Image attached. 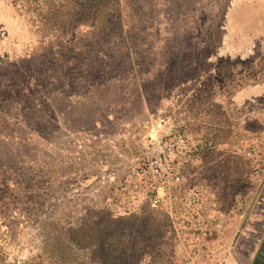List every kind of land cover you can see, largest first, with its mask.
I'll return each mask as SVG.
<instances>
[{"label": "rangeland", "instance_id": "obj_1", "mask_svg": "<svg viewBox=\"0 0 264 264\" xmlns=\"http://www.w3.org/2000/svg\"><path fill=\"white\" fill-rule=\"evenodd\" d=\"M32 1L0 0V264H235L264 176V0H116L92 56L99 28ZM177 137L193 161L149 192Z\"/></svg>", "mask_w": 264, "mask_h": 264}, {"label": "built area", "instance_id": "obj_2", "mask_svg": "<svg viewBox=\"0 0 264 264\" xmlns=\"http://www.w3.org/2000/svg\"><path fill=\"white\" fill-rule=\"evenodd\" d=\"M185 138L177 137L170 141L160 140L158 142V153L148 160L145 165L143 181L145 188L152 193L169 186L177 185L181 182L180 163L185 156L187 160L193 161L194 153L192 144L188 143ZM183 152H186L184 155ZM150 178L152 181H150ZM159 199L152 198L149 200L151 209L157 208Z\"/></svg>", "mask_w": 264, "mask_h": 264}, {"label": "trees", "instance_id": "obj_3", "mask_svg": "<svg viewBox=\"0 0 264 264\" xmlns=\"http://www.w3.org/2000/svg\"><path fill=\"white\" fill-rule=\"evenodd\" d=\"M59 1V2H58ZM116 0H33V4L35 3H46L52 2L53 9L55 8H66L68 5L71 7V10L75 12L77 16H72V26L75 25V29L92 31V29L99 28L100 32L97 36V46L94 51H92V55L96 53V49L99 46H106L108 44L111 36L110 30L115 29L119 30L121 28L120 16L117 17V11L115 9V2ZM67 4L65 6V4ZM65 6V7H64ZM45 12V10H44ZM113 15H116L113 17ZM93 20L89 25L85 23H79L78 20ZM115 27V28H113ZM93 29V30H94ZM110 29V30H109ZM78 32V31H76ZM126 49V47H125ZM2 64V60H0Z\"/></svg>", "mask_w": 264, "mask_h": 264}, {"label": "crops", "instance_id": "obj_4", "mask_svg": "<svg viewBox=\"0 0 264 264\" xmlns=\"http://www.w3.org/2000/svg\"><path fill=\"white\" fill-rule=\"evenodd\" d=\"M259 185L238 237V240L245 236L251 239L252 246L250 250L243 247L235 250V264H264V176Z\"/></svg>", "mask_w": 264, "mask_h": 264}]
</instances>
